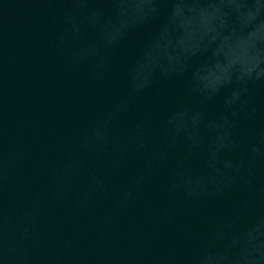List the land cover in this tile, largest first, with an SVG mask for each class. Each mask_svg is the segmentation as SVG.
Returning <instances> with one entry per match:
<instances>
[{"label":"clouds","instance_id":"obj_1","mask_svg":"<svg viewBox=\"0 0 264 264\" xmlns=\"http://www.w3.org/2000/svg\"><path fill=\"white\" fill-rule=\"evenodd\" d=\"M67 5L61 11L56 47L66 69H86L89 82L105 80L113 55L137 32L147 31L125 69L122 93L115 97L59 160H48L52 196L70 194L72 217L90 212L98 197L109 192L108 176L89 167L109 157L111 171L120 170L130 155L143 157V167L131 174L112 201L105 223L143 198L146 186L168 165L166 190L183 204L211 201L234 190L252 193V200L207 234L195 252L161 260L137 262L124 254L106 260L77 255L81 233L45 254L56 235L39 227L43 197L26 203L27 193L16 175L27 159L7 135L3 107V41L0 39V264H264V128L244 145L237 129L242 121L264 116L254 106L253 89L264 86V0H39ZM49 11H52L51 9ZM185 81L183 96L168 109L159 127V142L150 143L149 122L138 119L127 130L121 121L155 85ZM220 99L222 108L209 117L204 106ZM179 155L169 164L172 152ZM199 160L198 166L193 165ZM176 206L175 213L183 214ZM165 223L169 210L157 213ZM101 238L104 232L95 224Z\"/></svg>","mask_w":264,"mask_h":264},{"label":"water","instance_id":"obj_2","mask_svg":"<svg viewBox=\"0 0 264 264\" xmlns=\"http://www.w3.org/2000/svg\"><path fill=\"white\" fill-rule=\"evenodd\" d=\"M65 7L39 0H0L6 131L10 143L27 154L15 182L25 189L26 203L43 197L39 227L43 233L49 229L57 233L43 252L60 250L63 239L71 238L74 233H81L76 244L77 255L92 260L127 254L137 262H144L195 252L213 227L238 210L243 201L253 199L252 193L238 189L222 198L185 205L180 197L167 193L166 165L146 186L142 199L120 212L115 224L105 223L113 199L125 187L128 177L142 169L150 155L146 153L143 157L130 155L115 172L110 170L107 156L90 162L92 170L105 173L109 180L108 194L99 196L90 212L72 217V195L62 201L53 198L46 161L61 159L65 146L72 144L82 129L122 93L126 66L148 35L147 31L134 33L113 55L105 80L89 82L86 69L65 68L56 47L60 10ZM185 86L183 79L155 85L121 121L120 129L127 130L138 119L145 118L150 125V143L155 146L160 139L163 115L183 96ZM253 100L264 116V86L254 87ZM221 108L220 99L204 106L210 118ZM261 128L264 119L258 118L255 123L242 121L237 134L247 145L257 139ZM178 155L172 152L169 164ZM199 163L193 161L194 166ZM257 183L264 184V175H257ZM176 206L184 207L183 214L175 213ZM164 210L172 212V222L165 223L157 215ZM257 211H264V207L258 205ZM95 224L100 225L104 238Z\"/></svg>","mask_w":264,"mask_h":264}]
</instances>
